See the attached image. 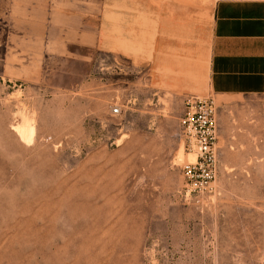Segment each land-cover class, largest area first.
<instances>
[{
    "label": "rangeland",
    "instance_id": "rangeland-1",
    "mask_svg": "<svg viewBox=\"0 0 264 264\" xmlns=\"http://www.w3.org/2000/svg\"><path fill=\"white\" fill-rule=\"evenodd\" d=\"M219 1L0 0V264H264V95L209 91ZM163 21L176 49L153 59ZM193 96L217 110L201 193L178 124Z\"/></svg>",
    "mask_w": 264,
    "mask_h": 264
},
{
    "label": "crops",
    "instance_id": "crops-1",
    "mask_svg": "<svg viewBox=\"0 0 264 264\" xmlns=\"http://www.w3.org/2000/svg\"><path fill=\"white\" fill-rule=\"evenodd\" d=\"M118 1L128 2L103 0L101 13L108 12L105 7L122 5ZM104 15L100 21L106 27ZM159 16L163 18L161 13ZM161 23L163 28L158 25L156 34L149 40L153 59L163 51L176 49L171 47L170 37L165 35L168 29L164 28V21ZM100 26L101 23L98 30ZM208 33L210 93L215 97L264 95V0L217 2L211 13Z\"/></svg>",
    "mask_w": 264,
    "mask_h": 264
},
{
    "label": "built area",
    "instance_id": "built-area-1",
    "mask_svg": "<svg viewBox=\"0 0 264 264\" xmlns=\"http://www.w3.org/2000/svg\"><path fill=\"white\" fill-rule=\"evenodd\" d=\"M217 110L210 99L188 97L179 118V130L195 161L182 169L188 187L194 192L207 190L216 176ZM112 116L120 109H110Z\"/></svg>",
    "mask_w": 264,
    "mask_h": 264
},
{
    "label": "bare ground",
    "instance_id": "bare-ground-1",
    "mask_svg": "<svg viewBox=\"0 0 264 264\" xmlns=\"http://www.w3.org/2000/svg\"><path fill=\"white\" fill-rule=\"evenodd\" d=\"M23 118V117H22ZM21 125L16 128V133L18 137L20 138L21 142H28L32 138V132L34 131L33 128H31V124L29 125V121L26 118H23L21 121ZM12 129V128H11ZM182 151V150H181ZM179 154V159H181V152ZM191 157H188L187 160L189 163H193L195 161V155L193 153L189 154ZM180 161V160H179Z\"/></svg>",
    "mask_w": 264,
    "mask_h": 264
}]
</instances>
